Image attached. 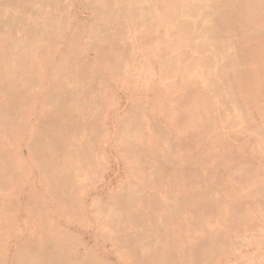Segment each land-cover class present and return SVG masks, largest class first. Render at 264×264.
Masks as SVG:
<instances>
[{
    "label": "rangeland",
    "instance_id": "obj_1",
    "mask_svg": "<svg viewBox=\"0 0 264 264\" xmlns=\"http://www.w3.org/2000/svg\"><path fill=\"white\" fill-rule=\"evenodd\" d=\"M119 1L0 0V264H264V0Z\"/></svg>",
    "mask_w": 264,
    "mask_h": 264
},
{
    "label": "bare ground",
    "instance_id": "obj_2",
    "mask_svg": "<svg viewBox=\"0 0 264 264\" xmlns=\"http://www.w3.org/2000/svg\"><path fill=\"white\" fill-rule=\"evenodd\" d=\"M94 4H96V3H99V8L100 9H102V8H104L105 9V11H104V9H102L104 12H110V8L109 7H105V6H103V5H105V4H110V0H91ZM125 0H120L119 1V3H120V5L122 4V6H121V8H120V10L121 11H125V8H129L130 6H133V5H135V9L137 10L138 9V7H136L137 6V3L135 4V2L133 1V0H129V1H131L130 3H128L127 5H126V7L124 8V5H123V2H124ZM99 9V10H100ZM101 10V11H102ZM109 10V11H108ZM102 11V12H103ZM135 12V11H134ZM227 15V14H226ZM224 17V16H223ZM64 20H66V19H64ZM62 22H63V19L61 20ZM53 23V21L52 20H50L49 22H48V24H52ZM20 24H22V23H20ZM223 24V23H222ZM62 25V24H61ZM65 25V24H64ZM50 30L49 31H47L46 30V33H42V34H40V39H42V41L44 40V41H47V40H49V37H48V35L50 34V36H52V38H51V43H52V46H54L55 48H57V47H60V49L62 48L63 49V52L61 51V55H60V57H61V62H66V61H69V58L71 57L70 56V51H71V48L69 47V46H72V43H74V41H75V36L74 35H69V33H67V30L68 29H65L64 27L65 26H59V25H57V26H54V24L53 25H50ZM61 27V28H60ZM59 30H64L63 31V33H62V35L60 36V37H56V34L58 33L59 34ZM21 32H23V33H26L27 34V36H31L32 35V31H31V29H30V27L28 28V27H25L24 25H22L21 27H19V29H17V35H20V33ZM49 33V34H48ZM23 37V36H22ZM59 49V50H60ZM65 49V50H64ZM58 52V51H57ZM56 52V53H57ZM103 52H104V50H103ZM40 53H45L44 51L43 52H40ZM46 54V53H45ZM49 54V53H48ZM44 55V54H43ZM104 55V54H103ZM70 56V57H69ZM73 56H75V58L77 59V56H78V53H75L74 52V55ZM43 59V58H42ZM85 79V78H84ZM76 135V133H74V135H73V137ZM49 141V140H48ZM44 157V156H43Z\"/></svg>",
    "mask_w": 264,
    "mask_h": 264
}]
</instances>
